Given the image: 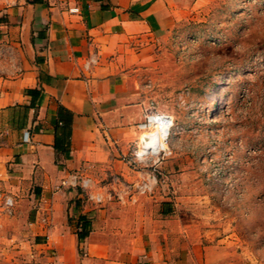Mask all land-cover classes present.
I'll return each instance as SVG.
<instances>
[{
    "label": "crops",
    "instance_id": "1",
    "mask_svg": "<svg viewBox=\"0 0 264 264\" xmlns=\"http://www.w3.org/2000/svg\"><path fill=\"white\" fill-rule=\"evenodd\" d=\"M174 2L0 0V264H229L177 215L88 197L132 177L149 106L128 84L129 46L162 36ZM58 107L71 113L66 155ZM73 176L94 184L61 185Z\"/></svg>",
    "mask_w": 264,
    "mask_h": 264
},
{
    "label": "rangeland",
    "instance_id": "2",
    "mask_svg": "<svg viewBox=\"0 0 264 264\" xmlns=\"http://www.w3.org/2000/svg\"><path fill=\"white\" fill-rule=\"evenodd\" d=\"M174 1L125 70L148 115L170 118L165 148L142 154L154 126L137 128L132 177L100 195L179 216L225 263L264 264V0Z\"/></svg>",
    "mask_w": 264,
    "mask_h": 264
},
{
    "label": "trees",
    "instance_id": "3",
    "mask_svg": "<svg viewBox=\"0 0 264 264\" xmlns=\"http://www.w3.org/2000/svg\"><path fill=\"white\" fill-rule=\"evenodd\" d=\"M28 93L34 95L38 93L36 89L28 90ZM34 102L31 101L29 106H33ZM58 121L55 125V142L54 147L57 151L67 154L68 137L71 123V113L62 107L57 109ZM80 231H77V238L80 240L84 238L89 231V221L83 216L79 217Z\"/></svg>",
    "mask_w": 264,
    "mask_h": 264
},
{
    "label": "bare ground",
    "instance_id": "4",
    "mask_svg": "<svg viewBox=\"0 0 264 264\" xmlns=\"http://www.w3.org/2000/svg\"><path fill=\"white\" fill-rule=\"evenodd\" d=\"M154 129L148 131L140 142L141 153H158L159 150L165 148L164 139L168 134L170 127L169 121L156 117L154 120Z\"/></svg>",
    "mask_w": 264,
    "mask_h": 264
},
{
    "label": "built area",
    "instance_id": "5",
    "mask_svg": "<svg viewBox=\"0 0 264 264\" xmlns=\"http://www.w3.org/2000/svg\"><path fill=\"white\" fill-rule=\"evenodd\" d=\"M156 117L163 118V119L169 121V123L171 124L170 118L168 116H166V115H148L147 114V115H145L144 120H142L137 125V128L141 130V129H145L147 127H150L151 125L155 126L154 120H155ZM143 154H147V153H143ZM80 180H81V184H79L80 183ZM89 183H90V181L88 179H84V178H81V177L73 176V177H71L68 180H63L62 183H61V185H67V186H72V187L80 186L83 189H89V187H90V184ZM88 197L91 198V199H93L97 203H100L102 201L101 200L102 197L100 195H94L92 197H91V195H89ZM4 203H5V205L7 207H9L11 205L10 198H5Z\"/></svg>",
    "mask_w": 264,
    "mask_h": 264
}]
</instances>
